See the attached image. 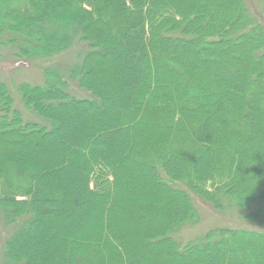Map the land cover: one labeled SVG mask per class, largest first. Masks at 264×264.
<instances>
[{
    "label": "trees",
    "instance_id": "obj_1",
    "mask_svg": "<svg viewBox=\"0 0 264 264\" xmlns=\"http://www.w3.org/2000/svg\"><path fill=\"white\" fill-rule=\"evenodd\" d=\"M252 3L0 0V46L46 76L20 85L25 115L0 78V264H264ZM71 50L66 73L44 69ZM196 198L255 206L183 240Z\"/></svg>",
    "mask_w": 264,
    "mask_h": 264
},
{
    "label": "rangeland",
    "instance_id": "obj_2",
    "mask_svg": "<svg viewBox=\"0 0 264 264\" xmlns=\"http://www.w3.org/2000/svg\"><path fill=\"white\" fill-rule=\"evenodd\" d=\"M252 2V10L257 8L259 10H257L259 13L262 12L261 15L264 18V9L260 4H258V0H252ZM15 51L16 49H12L10 47L3 48L0 46V78L5 80L9 84L10 90L15 98V106L20 111H23L25 115V111L27 110L22 101V96L19 89L20 85L22 83L44 84L46 82V76L43 72L42 65L40 64L41 62L31 59H20L14 55ZM74 55H77V52L75 50H71L65 52L63 55L59 56L53 61H44V69L46 67H51L64 74L69 70L74 62H77L73 59ZM72 92L78 96L85 95L79 92V89L75 82L73 83ZM84 92L87 95L86 97L90 96V93H88L87 91ZM195 205L200 212V224L198 226L195 225L191 227H185L182 232L179 233V236L183 240H187L199 234H202L207 228L210 229L215 227H238L236 226L237 224L234 223L239 221L238 216L244 218L246 212L255 206L253 204L252 206L247 208V210L243 209L245 211H242L241 209H238L236 207L228 208L224 211H217L213 209L209 203L203 201L201 198H196Z\"/></svg>",
    "mask_w": 264,
    "mask_h": 264
}]
</instances>
